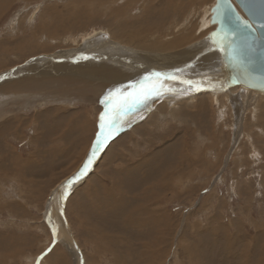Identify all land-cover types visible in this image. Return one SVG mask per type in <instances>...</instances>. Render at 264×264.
<instances>
[{
  "label": "rangeland",
  "instance_id": "rangeland-1",
  "mask_svg": "<svg viewBox=\"0 0 264 264\" xmlns=\"http://www.w3.org/2000/svg\"><path fill=\"white\" fill-rule=\"evenodd\" d=\"M216 5L0 0V264H264V95L218 92L228 73L155 71L152 88L167 80L193 88H170L122 114L86 174L67 186L92 155L101 114L113 112L105 97L114 88L57 78L54 65L99 63L111 46L142 52L119 39L123 29L162 42L186 36L177 50L199 49V59L217 54ZM120 53L110 52L113 65L127 67ZM33 66L51 74L43 81ZM26 68L28 86L3 85ZM131 76L126 92L135 96L144 81Z\"/></svg>",
  "mask_w": 264,
  "mask_h": 264
},
{
  "label": "bare ground",
  "instance_id": "bare-ground-1",
  "mask_svg": "<svg viewBox=\"0 0 264 264\" xmlns=\"http://www.w3.org/2000/svg\"><path fill=\"white\" fill-rule=\"evenodd\" d=\"M117 33H119L118 34V35H120L119 39L122 42L123 41L130 42V43L140 47L142 49V52L135 51V53H132L131 51L128 50V48H126L124 46H122V47L121 46H117V47L111 46L110 50H108L109 52L104 53L105 56H103L101 51L99 52V54H98V56L100 57L99 63H98V61H90L91 59L89 61H85V62L83 61V62L78 63L76 65H73L70 63H67V64L56 63L53 68L57 70V78L65 77V78L70 79L71 81H76V80H79L80 76H82V78L85 81H87V83L95 84L93 87L94 90H98L101 87H106L107 91L110 89H113V88H114L113 90L119 89L120 91L114 92V95L119 96V97L122 96V98H123V96L128 97V94L130 93V91L126 92L127 89L131 90V87H133V85H135L133 83H134V79H136V78L131 76L132 74L139 75L141 77V78H139V80L144 81L142 84L139 85L138 90L140 92H147V91L152 89V85H149V83H152L151 79H153V76H155V71H160L162 73L167 74L168 71H170L171 69H173V67H175V68H179L180 70L181 69L184 70L186 73L184 75H187V76L195 75L197 78L198 77L199 78L205 77L206 79L207 78L211 79L212 76L218 75L217 73H220V72H223L226 74L228 73L227 69H225V67L223 66L226 63L223 51H219V52H217V54L215 52L207 53L204 56H202L200 59H199V53H198L199 49L195 50L196 52L193 51L190 54H187V52L184 50L178 51L177 49H179L182 44H184L186 41L189 40V38L186 36H184V37L180 36V37L174 38L173 40L172 39H168V40L164 39L162 42V41H159L162 38V35L159 36L157 39L156 38L152 39L153 37L149 38L148 36H145L143 34L142 30L134 31L133 33H131V31H127L126 29H123L122 32H117ZM117 44H119V43H117ZM209 44L213 45L214 43H207V45H209ZM90 45L88 44L86 46V49H85V53L87 55L86 56L87 58L92 57V56H90V54H91L90 53V48H91ZM211 46H210V48H211ZM169 50H172V51L175 50L176 52L172 53ZM104 51H106V47L103 48V52ZM111 51L112 52H115V51L121 52L119 63L122 65H126L127 67L122 66V67H120V68H122V70H121L116 65H113L112 61L115 59L116 55L114 57V55L110 54ZM88 53H90V54L88 55ZM59 59H61V58H59ZM102 59H106V61H101ZM172 60H176V63L175 64L171 63ZM188 61L190 62V66H186L188 64ZM33 68L38 69V70H42L39 72V75H41V77H42L41 80H43V81L46 78H48V73L51 74L50 69L49 70H43L42 68H39L37 66H33ZM114 69H118L120 71L114 72ZM32 73H33V70L26 68L25 70H23V72L18 74V75L22 76V77H20L19 80L11 79L10 84L8 81H6L5 83H3V85L7 84V86L11 87L14 85L23 84V85L28 86L30 79L32 80V77H33V76H31ZM224 76H227V75H224ZM143 78H147V79H143ZM213 78H215V77H213ZM167 81H168V83H166L164 86L160 85V87L159 86L153 87V88L157 89L159 94L158 95L153 94L147 100V102L143 103V104H145L144 108H148L150 106V102H152L154 98H159V96L164 95V93L166 91L170 90V88H172V90L176 89L177 87H180L183 89L184 88L185 89L193 88V87H187L182 83H173L171 81L169 82V80H167ZM217 84L218 85L215 89H217L219 92V90H222V88H223V83L219 82ZM124 92H126V94L123 95ZM218 92H216V93H218ZM233 92H234V89H233ZM172 93H171V95H172ZM205 94H208V93H205ZM167 95H165V96H167ZM213 96H215V95L213 94ZM223 96H225V95H223ZM204 99L205 98H202L200 100H204ZM218 99H219V96H218ZM160 101H161V98H160ZM119 103L120 102H118V99H116V100H113V103L106 104V106H109V105L117 106ZM140 108H141V106H140ZM198 109H199V104L197 105V110ZM135 113H137V112H135ZM158 115H159V113H158ZM173 138L174 139H172L173 140L172 145H177L178 140L175 139V137H173ZM133 186H134V183H132V187ZM55 190H53V191H55ZM127 210H129V209H127ZM132 211H133V213H135L137 215V212H135L134 210H132ZM133 218L136 221L132 222V223L136 224V222L138 221V218L136 216Z\"/></svg>",
  "mask_w": 264,
  "mask_h": 264
},
{
  "label": "water",
  "instance_id": "water-1",
  "mask_svg": "<svg viewBox=\"0 0 264 264\" xmlns=\"http://www.w3.org/2000/svg\"><path fill=\"white\" fill-rule=\"evenodd\" d=\"M232 4L242 17L244 16L241 11L245 15L244 18L252 17L256 21L258 30L255 34L246 30L241 31L237 29L236 24L231 19L226 17L224 26L230 31L234 30L239 33L233 40L238 62L233 60L232 47L225 42L226 50L223 52L226 63L224 67L227 69L228 75L224 76L223 87L229 89L234 86H242L264 95V29L259 28V23L264 21V0H249L251 12L243 7L238 0H232ZM217 24L219 25V23ZM219 27L220 25L217 30ZM217 30H213L210 34L213 41L216 38L212 36V33ZM215 44L218 46L217 43ZM218 47L220 48V46Z\"/></svg>",
  "mask_w": 264,
  "mask_h": 264
},
{
  "label": "snow or ice",
  "instance_id": "snow-or-ice-1",
  "mask_svg": "<svg viewBox=\"0 0 264 264\" xmlns=\"http://www.w3.org/2000/svg\"><path fill=\"white\" fill-rule=\"evenodd\" d=\"M238 2L245 7L249 12L252 9L249 7V0H238ZM226 5V7H225ZM229 18L233 23L236 24L237 29L241 31L246 30L247 32L255 34L257 32L256 21L249 17L245 19L240 15L236 10L235 6L232 4V0H217V7L215 10L214 23H219L220 27L217 31L212 33L214 42L220 46L221 51H225L224 47L225 42L232 47L233 60L238 62V57L236 56V47L233 43L234 38L239 34L238 31H230L225 25V19ZM259 28L264 29V21L259 23ZM231 38V39H230ZM246 40V38H243ZM179 71V70H177ZM159 75V74H155ZM119 89L109 91L108 95L105 97V103H113L114 92H119ZM153 94L158 95L159 92L156 88H152L147 92H138L135 96L132 93H129L128 96L132 97L131 101L128 98H123L120 103L113 108L112 114H109L107 111L102 113L100 116V129L101 131L97 135V140L93 146L92 155L88 158L84 167L76 176L72 177L68 181V187H70L75 181L79 180L89 169V165L93 163V160L96 156L97 151L102 148L105 143L112 136V129L122 120V114H126L129 111H132L137 105L145 103ZM67 193H65V196ZM51 249H49L50 251Z\"/></svg>",
  "mask_w": 264,
  "mask_h": 264
}]
</instances>
